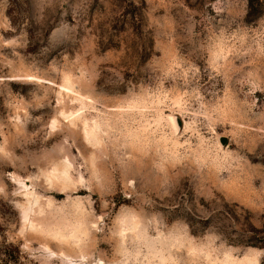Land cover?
Here are the masks:
<instances>
[{
	"label": "rangeland",
	"instance_id": "obj_1",
	"mask_svg": "<svg viewBox=\"0 0 264 264\" xmlns=\"http://www.w3.org/2000/svg\"><path fill=\"white\" fill-rule=\"evenodd\" d=\"M0 264H264V0H0Z\"/></svg>",
	"mask_w": 264,
	"mask_h": 264
},
{
	"label": "water",
	"instance_id": "obj_2",
	"mask_svg": "<svg viewBox=\"0 0 264 264\" xmlns=\"http://www.w3.org/2000/svg\"><path fill=\"white\" fill-rule=\"evenodd\" d=\"M221 144H222L223 146H226V144H227V139H226V138H222V139H221Z\"/></svg>",
	"mask_w": 264,
	"mask_h": 264
},
{
	"label": "trees",
	"instance_id": "obj_3",
	"mask_svg": "<svg viewBox=\"0 0 264 264\" xmlns=\"http://www.w3.org/2000/svg\"><path fill=\"white\" fill-rule=\"evenodd\" d=\"M254 245H257V244H253L252 246H254ZM16 251H17V253L19 254V250L16 249ZM16 261H18V258H16Z\"/></svg>",
	"mask_w": 264,
	"mask_h": 264
}]
</instances>
